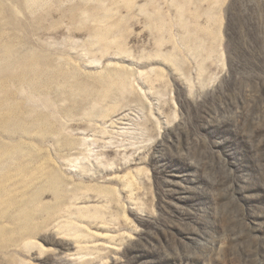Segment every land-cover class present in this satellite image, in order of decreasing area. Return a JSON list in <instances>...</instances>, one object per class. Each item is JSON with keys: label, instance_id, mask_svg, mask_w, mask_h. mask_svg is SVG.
I'll return each mask as SVG.
<instances>
[{"label": "rangeland", "instance_id": "rangeland-1", "mask_svg": "<svg viewBox=\"0 0 264 264\" xmlns=\"http://www.w3.org/2000/svg\"><path fill=\"white\" fill-rule=\"evenodd\" d=\"M0 264H264V0H0Z\"/></svg>", "mask_w": 264, "mask_h": 264}]
</instances>
